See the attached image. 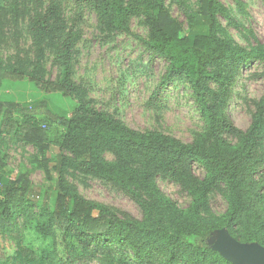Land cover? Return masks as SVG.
<instances>
[{
  "label": "trees",
  "instance_id": "trees-1",
  "mask_svg": "<svg viewBox=\"0 0 264 264\" xmlns=\"http://www.w3.org/2000/svg\"><path fill=\"white\" fill-rule=\"evenodd\" d=\"M79 1L98 14L102 26L109 32L132 34L130 19L133 16L144 18L149 36L138 39L148 51L168 62L162 86L176 78H184L189 83L206 131L198 143L186 144L165 134L132 129L88 106H82L84 114L62 121L51 113L43 114L48 125L55 120L65 127L59 145L73 156L67 164L120 187L138 186L150 194H155L158 175L186 188L192 183L194 163L204 167L206 175L193 190L192 203L183 213V222L189 228L184 225L175 232L162 227L151 228L129 214L120 215L77 194L60 193L57 215L66 219V239H74L73 250L83 254H90L94 246L109 249L112 245H121L130 246L139 258L148 254L149 248H156L166 253L172 263L233 264L213 250L211 240L215 230L226 229L240 241L236 237L239 224H264V184L257 178L264 172V99L257 106L247 131L233 123L227 110L241 72L256 62L264 64V48L259 45L247 49L235 42L219 20V17L231 19L229 10L219 0H197V10L187 12L190 29L199 25L208 27L207 34H197L193 39L185 34L183 23L172 16L165 0ZM59 3L53 0L49 13L38 18L30 34L38 55L41 56L47 46L52 49L55 62L68 70L61 81L37 78L35 82L46 92L69 94L74 88L69 80L73 32L65 31L62 23L57 28L49 26L51 19L60 17ZM25 75L23 70L6 67L0 58V90L6 80L24 79ZM43 107L46 102L41 103L40 108ZM4 135L33 144L41 156L37 164L50 176L46 129L32 114L17 118L15 109L0 99V137ZM229 138H236L237 142H230ZM106 150L117 151L127 163L108 162L103 156ZM3 166L0 153V169ZM221 184L228 191V209L217 222L204 221L199 213L207 205L211 192ZM6 187L0 224L20 252L14 260L3 255L0 264H52L49 247L25 245L22 238L18 218L36 221L33 203L28 198L29 176L21 174ZM39 227L41 241L47 242L49 226L40 222ZM245 242H257L264 247V240L257 236H249ZM102 264H126V261L106 256Z\"/></svg>",
  "mask_w": 264,
  "mask_h": 264
},
{
  "label": "rangeland",
  "instance_id": "rangeland-1",
  "mask_svg": "<svg viewBox=\"0 0 264 264\" xmlns=\"http://www.w3.org/2000/svg\"><path fill=\"white\" fill-rule=\"evenodd\" d=\"M58 1L60 17L51 19L49 26L57 28L62 23L65 31L73 32L69 80L74 88L69 94L46 92L35 82L37 78L61 81L68 70L65 65L55 62L49 47L45 46L42 55H38L30 34V28L38 18L49 13L53 0H2L0 5V58L6 67L12 66L26 73L24 79L6 80L0 90V99L15 109L17 118L34 115L46 129L50 146L47 152L48 176L37 164L41 156L33 144L7 135L0 137V153L4 162L0 169L3 179L0 183V215L7 184L21 174H27L31 180L28 198L33 203L36 221L18 218L22 238L25 245L49 247L52 264H66L67 260L72 264H102L106 256L124 260L126 264H181L170 262L167 254L156 248H149L148 254L142 258L137 257L130 246L121 245H112L109 249L94 246L90 254H83L73 250L74 239L65 237L66 219L57 215V197L64 192L77 194L120 215L129 214L151 228L162 227L175 232L186 226L183 213L189 209L193 190L205 177L206 170L197 163L192 165L189 188L161 175L155 178V194L138 186L120 187L69 166L67 161L73 160V156L59 145L65 127L55 120L48 125L43 114L51 113L62 121L84 114L82 106H88L132 129L165 134L186 144L198 143L206 129L192 97V89L184 78H176L162 86L168 62L148 51L138 39L149 36L143 17L130 19L132 34L109 32L102 26L98 14L79 0ZM219 1L231 14V19L219 17V20L235 42L247 49L259 45L264 48V0ZM165 3L172 16L183 23L189 38L208 33L206 25L193 30L188 25L186 14L197 10V0H165ZM263 99L264 64L256 62L238 77L227 113L240 130L247 131ZM42 102H46L43 109L40 108ZM229 141L236 143L237 139L229 138ZM103 156L111 163H127L117 151L106 150ZM257 178L264 184V172ZM227 194L225 185L215 188L199 213L201 219L217 222L224 217L228 209ZM40 222L50 228L47 242L41 241ZM236 229V237L241 243H246L249 236L264 240V224H239ZM19 252L16 242L0 224V258L5 255L14 260Z\"/></svg>",
  "mask_w": 264,
  "mask_h": 264
},
{
  "label": "water",
  "instance_id": "water-1",
  "mask_svg": "<svg viewBox=\"0 0 264 264\" xmlns=\"http://www.w3.org/2000/svg\"><path fill=\"white\" fill-rule=\"evenodd\" d=\"M213 250L233 264H264V247L245 244L234 239L226 229L213 234Z\"/></svg>",
  "mask_w": 264,
  "mask_h": 264
}]
</instances>
